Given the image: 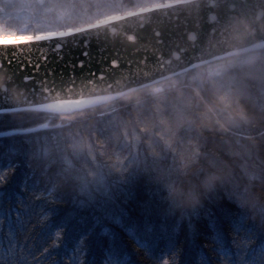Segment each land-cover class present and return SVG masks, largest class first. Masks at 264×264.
Instances as JSON below:
<instances>
[{
  "label": "snow or ice",
  "instance_id": "snow-or-ice-1",
  "mask_svg": "<svg viewBox=\"0 0 264 264\" xmlns=\"http://www.w3.org/2000/svg\"><path fill=\"white\" fill-rule=\"evenodd\" d=\"M205 9L216 11L214 22L187 36L192 55L169 42L166 56H158L148 71L124 76L122 90L114 95L62 98L55 80L47 85L54 71L48 69L39 90L30 89L32 100L25 97L23 106L0 109L12 117L0 120V128L12 129L0 131V138L22 135L27 154L43 162L42 175L52 185L41 187L34 171L26 173L23 189L30 194L19 199L3 189L8 176L0 172V235L8 238L7 254L13 255L6 264H29L23 250L15 258L14 238L27 237L35 227L42 245L51 242L59 250L57 264H84L78 254H87L86 244L80 247L87 233L67 238L68 222L52 220L51 207L36 217V201L51 203L60 184L78 191L98 222L116 225L118 231L103 230L109 237L105 264H136L138 254L160 264L161 241L167 242L170 256H179L182 249L172 234L146 225L145 218L153 215L178 224L187 220L189 230L193 218L212 221L207 250L193 245L198 264H264V195L258 192L264 190V0H0V89L9 93L18 87V73H24V83L34 79L25 68L37 72L41 65L25 56V49L31 52L42 42L56 41L51 46L61 49L66 37L83 34L87 40L97 30L98 38L100 29L115 34L118 22L131 27L135 19L143 29L157 18L151 14L198 20ZM23 11L27 17L22 19ZM137 39L127 35L128 41ZM73 67L83 69L84 61ZM117 68L113 60L97 77L108 89L114 84L106 77L115 76ZM69 79L74 84L76 77ZM129 93L139 96L134 105L121 102ZM107 101L113 103L96 118L95 110ZM113 157L116 163H110ZM16 167L9 162L6 172ZM159 193L164 195L156 199ZM225 198L238 210L225 212L219 203ZM188 203L194 206L185 207ZM225 221L231 239L221 227Z\"/></svg>",
  "mask_w": 264,
  "mask_h": 264
},
{
  "label": "trees",
  "instance_id": "trees-1",
  "mask_svg": "<svg viewBox=\"0 0 264 264\" xmlns=\"http://www.w3.org/2000/svg\"><path fill=\"white\" fill-rule=\"evenodd\" d=\"M123 2L125 4H131L134 2H140V0H123ZM138 99L139 96L137 93H130L127 97L121 98V102L127 105H134ZM112 103L97 107L95 110V114H97L96 118L99 119L100 117L98 116V113L107 110L108 106ZM132 111L135 113L136 107H133ZM5 118L9 120L12 119L10 114L0 115V120ZM104 118L106 119L107 117ZM11 130L12 129L10 128H0V131ZM0 139H2V142H0V172H4L8 176L7 181L2 185L3 189L14 191L19 199H25L30 193L24 191L23 181L25 179V174L33 171L36 173V178L41 181V187L47 184L48 188L51 189L52 185L48 182V176L42 175V169L44 167L43 162L37 161L27 154V146L24 144L22 135H18L15 140H12L11 138ZM209 146L214 147L213 145ZM9 162L17 164V167L13 172H6ZM116 162L115 157L110 161V163ZM58 167V164L54 165L52 169H49V172H54ZM28 183L30 184L31 180H29ZM140 183L143 184V180ZM258 192L264 195V190L258 189ZM163 195L164 193L157 194L156 199H160ZM56 197L60 198L56 199ZM49 199L51 201L49 204L36 201V217L43 215V213L47 212L50 207L54 208L55 214L52 215L49 213V216L52 220L57 222H68L69 230L67 232V238L76 239L80 234L87 233V240L84 244L80 245V247L83 248L86 244L88 249L87 254L85 255L83 252L79 253V259L83 261L84 264H105V249L109 237L104 234L103 230L107 228L113 231H118L116 225L106 220L98 222L96 217L92 214L90 206L87 203H81L85 198L81 196L78 191H74L63 184L56 187L55 192ZM219 203L225 206V212L229 214L238 210L236 204L228 201L226 198L219 201ZM33 222L35 223V217ZM145 223L150 228L158 229L165 236L172 234L176 246L182 249L178 257H172L168 254L169 250L167 242L161 241L156 253L160 264H164V261H168L169 264H174L175 261H178V264H198V258L192 250L193 245H199L207 250L211 243L208 237L211 236L209 224L212 223V221L203 216L199 219L193 218V230H189L187 220L178 224L175 219L168 218L165 220L163 216L153 215L151 217H146ZM221 227L225 231V235L231 239L227 222L225 221L221 224ZM39 233L40 228L35 227L32 228L27 237L20 234L15 236V247L13 249V252L17 254L15 258H19L18 253L23 250V253L27 256L29 264H57L60 257L54 255V253L59 250L51 247V242H49L48 245H42L37 239ZM101 242L103 247L100 246ZM128 243L129 248L133 249L132 243L130 241ZM44 247H48L49 251L44 252ZM8 252V238L0 235V264H6L7 261L13 258V255L7 254ZM135 259L136 264H151L150 260L143 254H138ZM62 264H71V262L65 260Z\"/></svg>",
  "mask_w": 264,
  "mask_h": 264
},
{
  "label": "water",
  "instance_id": "water-1",
  "mask_svg": "<svg viewBox=\"0 0 264 264\" xmlns=\"http://www.w3.org/2000/svg\"><path fill=\"white\" fill-rule=\"evenodd\" d=\"M215 14V10L205 9L201 12L198 20L194 17L186 18L185 14H181L178 18L176 16L169 18L160 14H151L157 18L143 29L133 19L130 22L131 27L128 26L129 22H118L115 25L117 27L115 34L110 30L100 29L97 38L95 35L97 30H93V35L89 36L87 40L84 39L83 34L63 38L60 41L61 49H54L51 46L56 41L42 42V46L32 48L31 52L25 49V56H30L33 62L39 60L41 67L37 72H32L30 67L25 68V72H31L34 77L33 80L27 83L20 80L24 73H18L14 77L17 80L18 87L9 93H4L0 89V109L23 106L25 97L32 100L33 96L30 89L35 86L39 90L40 81L45 78L48 69H54V71L48 75L47 85H52L53 80H55L56 92L62 98L75 100L114 95L116 91L122 90L125 83L124 76H132L137 72L148 71L152 66V62L158 56L162 54L166 56L169 50L167 46L169 42L173 48L176 46L187 48V54L192 55V49L189 47L191 42L187 40V36L192 32H200L207 28L214 22L212 17ZM121 24L124 25L123 28ZM156 31L161 32V37L155 36ZM125 33L127 35H137V41L135 43L128 41ZM161 38L166 41L164 46L157 43V40ZM84 51L88 52L87 57L81 54ZM61 55L62 59H60ZM43 56H47L48 59H42ZM81 60L84 61L83 69L73 67ZM113 60L119 62V68L113 69L116 72L115 76L109 75L106 77L109 83L114 84L113 88L108 89L107 84L98 80L97 77L111 67ZM89 73H95L96 76L89 77ZM2 75L0 74V76ZM70 75L76 77L74 84L69 79ZM89 79H91V83H88ZM117 80L120 81L119 85L115 84ZM3 83V79L0 78V85H3ZM6 96L7 99H5ZM112 102L107 101L99 106Z\"/></svg>",
  "mask_w": 264,
  "mask_h": 264
},
{
  "label": "rangeland",
  "instance_id": "rangeland-1",
  "mask_svg": "<svg viewBox=\"0 0 264 264\" xmlns=\"http://www.w3.org/2000/svg\"><path fill=\"white\" fill-rule=\"evenodd\" d=\"M26 17H27V12L23 11V12L21 13V18L23 19V18H26Z\"/></svg>",
  "mask_w": 264,
  "mask_h": 264
},
{
  "label": "clouds",
  "instance_id": "clouds-1",
  "mask_svg": "<svg viewBox=\"0 0 264 264\" xmlns=\"http://www.w3.org/2000/svg\"><path fill=\"white\" fill-rule=\"evenodd\" d=\"M193 206H194V205L191 204V203H188V204L185 205V207H187V208H191V207H193Z\"/></svg>",
  "mask_w": 264,
  "mask_h": 264
}]
</instances>
